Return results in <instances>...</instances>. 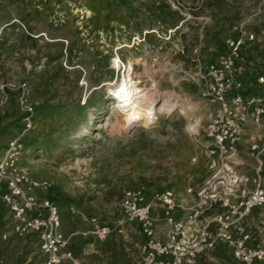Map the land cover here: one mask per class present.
<instances>
[{
	"label": "rangeland",
	"instance_id": "rangeland-1",
	"mask_svg": "<svg viewBox=\"0 0 264 264\" xmlns=\"http://www.w3.org/2000/svg\"><path fill=\"white\" fill-rule=\"evenodd\" d=\"M153 1L158 0H133L137 13H125L118 5L90 11L83 0H0V85L8 94L0 105V155L9 140L19 137L18 167L48 182L36 195L58 205L62 232L81 264L140 262L142 238L136 224L123 216V189L144 186L151 193L170 188L180 199L207 176L208 160L187 127L190 120H199L202 134L209 112L217 107L193 79L197 57L216 60L225 51V38L243 25L257 40L243 50L242 78L247 92L264 91L249 72L261 55L264 0H237L244 5L240 18L219 33L213 27L215 8L205 0H166L183 17L175 27L153 21L145 11ZM225 14L232 12L220 16ZM185 47L189 61L180 57ZM115 57L122 69L113 66ZM129 59L137 61L134 77L140 88L170 92L177 106L158 112L148 126L117 131L109 90L114 85L104 84L118 82ZM22 95L33 110L25 131ZM92 217L110 228L105 241L85 233L86 218ZM224 254L216 257L209 250L196 264H244L234 259L230 247ZM45 260L36 235L13 233L12 214L0 200V261Z\"/></svg>",
	"mask_w": 264,
	"mask_h": 264
},
{
	"label": "built area",
	"instance_id": "built-area-1",
	"mask_svg": "<svg viewBox=\"0 0 264 264\" xmlns=\"http://www.w3.org/2000/svg\"><path fill=\"white\" fill-rule=\"evenodd\" d=\"M256 40L254 31L240 25L235 35L225 38V51L216 60L205 62L197 57L195 61L193 79L201 86L203 96L217 107L209 112L202 134L199 120L192 119L187 126L191 139L208 160L207 176L185 191L193 200H180L170 188L151 193L144 186L123 189V216L135 223L143 236L139 264H194L217 243L230 247L234 259L241 263L264 264V242L251 245V234L244 227V220L255 208L264 210V140L250 146L258 162L253 174L240 169L238 157V143L247 123L264 120V91L247 94L242 78L243 50ZM255 67L257 83L264 84V39ZM4 87L0 85V105L8 99ZM19 87L23 93L25 84ZM23 98L20 104L25 113V131L30 127L33 110ZM19 148V137L13 138L0 155V188L4 187L0 200L12 214L13 233L36 235L46 256L44 264H81L67 247L58 205L36 195L37 190L48 187V182L34 179L18 167ZM157 208L167 226L164 235L158 232ZM86 220L91 227L85 233L100 241L110 236L107 225L99 224L95 217Z\"/></svg>",
	"mask_w": 264,
	"mask_h": 264
},
{
	"label": "bare ground",
	"instance_id": "bare-ground-1",
	"mask_svg": "<svg viewBox=\"0 0 264 264\" xmlns=\"http://www.w3.org/2000/svg\"><path fill=\"white\" fill-rule=\"evenodd\" d=\"M120 61L119 57H115L112 61L113 66L122 69L123 65L120 64ZM135 62L129 59L127 64H124L123 75L118 82L104 84L114 85L109 87V90L115 98L114 119L116 124L114 130L117 131L133 124L148 126L157 119L158 112H169L177 106V101H173L174 98L170 92H160L156 87L151 92L140 88L134 77L133 65Z\"/></svg>",
	"mask_w": 264,
	"mask_h": 264
},
{
	"label": "crops",
	"instance_id": "crops-1",
	"mask_svg": "<svg viewBox=\"0 0 264 264\" xmlns=\"http://www.w3.org/2000/svg\"><path fill=\"white\" fill-rule=\"evenodd\" d=\"M249 72H250V75L253 73V76H256L258 71L256 67H254L253 69L251 68V70L249 69ZM255 93H258V90H253V91L249 90L247 94L250 95V94H255ZM262 140H264V120H262V122L259 124H255L253 121H249L247 123L246 128L244 129L242 133V138L238 143V157L241 161L240 169L247 171L249 174L254 173L255 168L258 166V162L254 158V156L251 154L250 146L251 144L259 143ZM261 175H262V181H264V156H262ZM180 200L191 201L193 200V196H190L185 193V195L182 196ZM155 212H157V215L159 217L161 216L160 208H157ZM90 227H91V224H89L88 229ZM244 227L251 234L252 238L249 242L251 245L257 244L259 242H264V210L255 208L251 212V214L244 220ZM157 228H158L159 234L164 235L167 226L164 222L160 221L158 223ZM137 230L139 231L138 228ZM61 231H63L62 226H61ZM141 238H142L141 242H143L142 235H141ZM67 247L68 249L72 251L69 243ZM226 247H227L226 244L217 243L216 246L213 249H211V251L213 252L214 256L222 258L225 255L224 250ZM72 252L74 253V251ZM202 255H200L199 257H201ZM197 259L195 260L194 264H196Z\"/></svg>",
	"mask_w": 264,
	"mask_h": 264
},
{
	"label": "trees",
	"instance_id": "trees-1",
	"mask_svg": "<svg viewBox=\"0 0 264 264\" xmlns=\"http://www.w3.org/2000/svg\"><path fill=\"white\" fill-rule=\"evenodd\" d=\"M205 5L210 7L211 9L215 8L213 11V15L215 17L214 25L218 26L219 28L216 30V33L223 31L228 26L233 25V21L238 20L241 16V6L243 4H236L237 0H205ZM83 4L86 6L87 9L90 11H98V5L100 7H105L106 9L110 10V7L121 6L122 9L127 10L125 13H129V11H135L137 13V8L133 7V0H83ZM148 15L153 19V21H159L169 27H175L180 20H182V15L175 9H172L170 4L166 0H158L153 1L146 4L145 8ZM232 12L231 15L225 14L220 16L223 12ZM132 14V13H131ZM124 16L123 13L119 14V18L121 19ZM121 21V20H120ZM124 22L123 24H126ZM148 35L145 36V38ZM190 50L185 47L183 53L180 54L181 59L183 61H189L190 57ZM7 136V133H4ZM223 254V253H222Z\"/></svg>",
	"mask_w": 264,
	"mask_h": 264
}]
</instances>
